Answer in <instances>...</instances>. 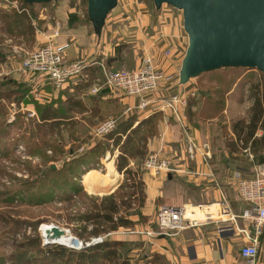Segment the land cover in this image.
I'll list each match as a JSON object with an SVG mask.
<instances>
[{
  "label": "rangeland",
  "instance_id": "rangeland-1",
  "mask_svg": "<svg viewBox=\"0 0 264 264\" xmlns=\"http://www.w3.org/2000/svg\"><path fill=\"white\" fill-rule=\"evenodd\" d=\"M22 4H24L22 0H0V9L19 11ZM120 5L125 6V9L133 10L131 14H134L135 9L137 12L140 11V18L136 20L134 16L130 15L129 18L128 15L124 16L121 22L112 21L109 25L106 24L103 32L104 40L101 44L98 45V41L102 39L96 35L94 43H91L94 44L93 50H95L92 57L112 71L139 68L145 54L154 55L158 46H152L154 40L151 38L157 33L153 24L160 13L168 18L165 19L166 23L167 21L171 23L172 20L174 23L178 19L180 26H183V13L169 5H164L160 11L156 10L152 0H121ZM58 7L59 9L67 7L68 12L70 10L73 12L66 26L60 24L61 20L55 12ZM31 15L35 33L25 36L19 35L16 31L12 34L8 33L7 26L0 17V72L4 73L3 77H0V264H66L68 259L72 261L71 264H75L81 251L70 249L68 247L71 246L70 244L64 245L67 250L58 260L50 256L48 252H52L58 245L44 246L42 238L45 233L42 229L44 226H59L70 231L71 239L76 237L81 242H89L92 238L89 233L96 226L85 222L83 217L93 207L92 201H96L98 205L104 197L117 193H126L124 198L126 207L130 205L131 209L125 211L123 207L122 216L128 215L135 223L132 227L118 231H157V213L150 217L140 214V190L133 187L132 178L130 181L126 180L128 177L117 170L120 145L115 146L114 139L110 141L108 137L119 136L121 134L119 132L124 128L122 125L97 142L102 143L104 156L101 161L95 158L89 165L76 168L73 174L65 173L68 169V167L64 168L65 163L81 158L94 146L93 133L96 127L106 118L121 117L120 113L125 106L120 102L121 97H118L121 95L120 92L105 88L100 94L94 95L90 83L79 80L60 91L57 94L58 98L52 103L46 102L47 94L53 93L54 89L47 87L46 91L40 89L36 91V81L20 71L22 60L28 53L43 46L53 29L59 28L61 36L62 34L64 36L70 28L83 25L87 20V0H61L36 4L32 7ZM70 39L72 40L68 41L70 52L85 46L73 38ZM96 75L101 76L99 68L93 71L92 77ZM28 87L32 89L30 94ZM186 93L188 108L185 126H180L179 138L169 143L171 149L169 148L166 154L169 155L171 150L177 151L176 161L184 169V160L188 156L190 158L188 147L190 138L201 147L200 151L195 153V157H199L204 162L202 150L210 153L209 164L206 166L213 172L220 185L223 183L222 185L229 189H236L233 181L234 172L240 171L245 178H252L254 166L258 164L257 157L264 151L260 149L255 154L251 145L246 149L244 136L241 139L238 136L241 127L237 125L241 121H250L257 97L264 96V75L256 69H223L192 80L190 86L186 88ZM34 96L36 99L32 98ZM51 105L53 108L50 113H55L64 120L48 123L42 121V111H47L44 109ZM53 109L60 112H54ZM151 113L147 112L134 118L137 122L133 129L140 121L150 117L153 114ZM158 117L160 118L158 132L148 141V154L151 152L150 143L162 138L160 125L163 122L166 121L173 127L175 124L179 125L174 119L166 118L164 113H158ZM142 131L145 129L142 128ZM262 135L263 132L258 131L256 138H261ZM125 138L123 136L122 141ZM145 159H137L131 165L142 179L146 173ZM195 159L190 164L192 173L186 171L185 174H179V181L185 182V179L190 181L188 176H193V172L197 170ZM49 167L65 171L67 178L82 187V192L76 194L65 188L64 191L58 190L54 199L36 205L41 200L36 180L41 178L40 172H46ZM91 174L94 179L88 181L87 178ZM113 179H116L115 186L112 185ZM126 182L130 184V188L127 187L119 192L120 187ZM187 185L192 184L188 182ZM103 189L105 191L102 195L99 194L98 192ZM16 191L17 193L20 191L21 194H14ZM13 194L16 195L14 201L11 200L14 198ZM184 197L189 196L185 194ZM190 204L184 203V205ZM4 218L13 219L12 225L22 222L21 226L13 229V226L4 223ZM4 231L13 232L7 235ZM38 237L42 242L40 247L27 246Z\"/></svg>",
  "mask_w": 264,
  "mask_h": 264
},
{
  "label": "crops",
  "instance_id": "crops-1",
  "mask_svg": "<svg viewBox=\"0 0 264 264\" xmlns=\"http://www.w3.org/2000/svg\"><path fill=\"white\" fill-rule=\"evenodd\" d=\"M120 4L121 0L119 6L108 16L107 25L112 21L116 23L121 22L124 20L123 17L128 15L129 18L130 15L134 16L136 20L140 18V11L137 12L135 9L134 14H131L133 10L125 9V6H121ZM55 12L58 15V19L61 20L60 24L63 23L64 26L68 24L70 14L73 13L72 10L68 12L67 7L63 9H59L58 7ZM164 16V14L161 15L160 13L153 24L154 30L157 33L151 38V40H154L152 46H158V49L155 50L152 56L156 67L161 72L179 77V68L188 47V37L183 26H180L178 19L174 23L173 20L171 23H168V21L166 23L168 18ZM94 37L93 27L86 20L83 25L70 28L66 35L63 36L62 34L58 42L68 44V41H72L70 38H73V40H77V42L83 43V45L85 44L84 47L75 50V52L68 50L67 57L69 60L89 58L98 62L92 57V54L95 52L93 50L94 44H91L94 43ZM101 39V41L99 40L100 43L98 41V45L104 40V35ZM86 46L88 47L87 49L85 48ZM26 80L28 81V79ZM189 86L190 83L185 86H180L177 83L173 85L172 89H160L154 96L161 98L173 93L188 95L186 88ZM121 95H118V97H121L120 102L125 106H136L138 104V99ZM161 113H164L168 119H174L179 125L175 124L173 127L168 122H163L160 125L162 138L151 142L149 149L151 153H159L163 158L175 157L178 154L177 151L171 150L169 155L166 153L171 149L169 143L178 140L180 126H185L186 118L183 117V122H178L171 112ZM192 133L190 132V134ZM183 148L182 146V154ZM209 160L205 164L199 157H196L197 170L193 172L195 176H188L190 181L185 179V182H190L192 185L179 181L180 177L178 175L154 176L146 171L143 176L146 200L142 212L146 217H150L164 206H195L193 204L202 205L204 203H214L215 201L214 204H219L220 201L225 199L230 207L231 215L236 216L235 220L229 219L223 223L212 221L195 228L187 229L172 237L160 236L158 238H149L133 234L134 231L114 232L111 237L126 245L123 246L128 253L129 264H248L241 259L239 254L240 248L249 241L252 235L250 226L241 218L246 204L240 199L236 189H229L222 185L223 183L220 185L213 172L206 166L209 164ZM192 161H190L188 156L184 160L185 167L190 168ZM185 194L189 197L185 198ZM185 202L191 204L184 205ZM227 218L225 217V219ZM219 229L223 230L222 233H220ZM121 248L123 247L119 249L121 250ZM255 264H264V236L261 237L259 254Z\"/></svg>",
  "mask_w": 264,
  "mask_h": 264
},
{
  "label": "built area",
  "instance_id": "built-area-1",
  "mask_svg": "<svg viewBox=\"0 0 264 264\" xmlns=\"http://www.w3.org/2000/svg\"><path fill=\"white\" fill-rule=\"evenodd\" d=\"M18 8V7H17ZM61 37L60 29L52 30L47 36L46 43L36 51L28 53L22 60L20 71L25 76L36 81V91H43L47 85H51L54 94L48 95L46 99L57 98V94L69 86V84L80 79H93L91 91L94 95L100 94L103 89H114L124 97L138 99L136 106L127 105L121 117H109L99 124L93 133V139L97 143L115 132L120 123L133 114H145L147 112H171L178 120L183 122L185 109L188 107V95L173 93L166 97H155L160 89H172L173 85L179 82V77L161 72L154 62L151 54H145L142 65L133 70L112 71L99 62L89 58H78L69 60L67 51L69 44L59 43ZM99 68L101 76L92 77L95 69ZM4 73L0 72V77ZM38 80V81H37ZM56 94V95H55ZM188 147L190 148V161L194 160L200 151L195 142L189 138ZM196 151V152H194ZM196 153V154H195ZM203 163L207 164L210 153L202 150ZM145 171L154 176L160 175H179L192 173L189 167L183 169L176 161V157L163 158L159 153H150L144 162ZM233 181L240 199L246 204L241 218L250 226L252 235L241 248L240 257L248 264H255L259 254L261 237L264 236V162L254 166V176L245 178L242 172L236 171L233 174ZM220 211L226 215L227 219H207L204 222H197L186 218L187 208L185 206H164L156 214L157 231H134L133 234L158 238L160 236L172 237L190 228L207 224L212 221L227 222L229 219L235 220L231 215L230 207L225 199L219 202ZM197 222V223H195ZM41 229V227H40ZM39 229V231H40ZM222 233V229H219ZM114 233L104 236L92 237L89 242H81L79 246L71 247L74 250H83L104 242V240ZM77 244V245H78Z\"/></svg>",
  "mask_w": 264,
  "mask_h": 264
},
{
  "label": "trees",
  "instance_id": "trees-1",
  "mask_svg": "<svg viewBox=\"0 0 264 264\" xmlns=\"http://www.w3.org/2000/svg\"><path fill=\"white\" fill-rule=\"evenodd\" d=\"M32 7L33 5L22 4V7L19 11L18 10L6 11L4 9L3 10L0 9V17L5 22L8 33L12 34L16 31L18 32L19 35H23V36L31 33L32 34L35 33L31 22L33 18V16L31 15ZM86 19L87 21L90 22L88 13L86 15ZM4 57L5 56H3V58ZM79 81L80 82L86 81V83H90V85H92L93 83L92 78L88 80L81 79ZM47 87H52V86L47 85L44 91L47 90ZM28 88H29L28 93L30 94L32 92V89L30 87ZM52 94L53 93H48V95H52ZM32 98L36 99L35 96ZM53 100L56 99L51 98L46 102L52 103ZM216 105H218V103H216ZM126 107L127 106H125V108ZM52 108L53 105L46 107V109H44L47 110L48 112L42 111L41 113L42 121L48 123L51 121L57 122V120H61V121L64 120L55 113L51 114L50 111L52 110ZM53 110L54 112L56 111L60 112L59 110H55V109ZM123 111L122 113H120V115L123 114ZM158 113L161 112L154 113L147 119L140 121L139 125L134 129L133 127L137 122L134 118L139 117L142 114H133L129 118H127L126 120L120 123L119 127L122 125L124 128L122 129L121 132H119L121 133L119 134V136H116L115 138L114 136L108 137V140L110 141L114 139L115 146L120 145V154L117 158L116 167L120 173H124L125 176L128 177L126 180L130 181L132 178V181H134L133 187H137L140 190L139 191L140 192L139 194L141 196L139 199L140 202L139 207L141 208L140 214L143 215L144 217L146 216L143 214L142 208L144 207L146 200L145 183L143 179L138 176L137 173L138 171H136L135 168L132 167L131 165L132 163L134 164V162L137 159H143V158L145 159L146 155L148 157L149 154L151 153L150 152L148 154L149 152L148 141L157 135L158 132L157 126L160 121V118L158 117ZM183 116L186 118V112L184 113ZM61 125H63V123ZM237 125L241 127L240 131L238 132V136L240 139L242 138V136H244L243 142L246 149H248V147L251 145V148L253 149L255 154H257L258 150L260 149L264 150V96L257 97L255 104L252 108V115L250 121L249 122L241 121ZM142 128H144L145 131H142ZM258 131L263 132L261 138H256ZM123 136L126 137L124 141H122ZM262 152L263 153L262 154L260 153V155L257 157V163L264 162V151ZM103 156L104 154H103L102 143H95L94 146L90 148L89 151H87V153H85L81 158L73 159L71 163H65L64 168L68 167V169L66 170V172L65 171L64 172L66 174L67 172L73 174L76 168L78 167L83 168L84 166L89 165L92 161H94L95 158H99L101 161ZM64 172L62 170L59 171L53 167H49L46 172L43 171L40 172L41 178L39 180L37 179L36 183H38L39 185L38 191L39 193H41L40 196L41 200L36 205H41L43 203H47L48 201H50V199H54L56 192L58 190L64 191L65 188H69L72 192L76 194H80L82 192V187L79 184L72 182L71 179L67 178L66 177L67 175H65ZM127 187L130 188V184H128V182L124 183V185L120 187L119 192H122ZM16 193L17 191L14 194ZM108 193H110V191ZM19 194H21L20 191L16 195ZM125 194L117 193L109 197H104L99 201L100 204L98 205H96V201H92L93 207H91L90 212H88L83 217V220L85 222L94 224L96 226L95 229L91 231V233H89L90 237L104 236L109 233L117 232L119 229L134 226L135 224L134 221L131 218H129L128 215L122 216L123 207L125 211L126 209L128 211L131 209L130 205L126 207L127 204L125 203L124 200V198L126 197ZM16 195H14V198L11 199L12 201L15 200ZM3 221H5L4 223L6 225L13 226V229L15 227L16 228L20 227L22 223V222H17L16 225H12L13 219L6 220L5 218ZM4 232L5 234L8 235V233L10 234L13 231H4ZM41 245H42L41 238L38 237L36 241L32 242L31 244L29 243L27 246L40 247ZM123 245L126 246L125 243L118 242L114 240L113 237L110 236L106 238L104 242L101 244L80 250L81 252L78 253V257L75 264H97V263L98 264L99 263L129 264L128 253L125 251L126 248ZM120 247L123 248H121L120 250L119 249ZM66 250L67 248L65 246L59 245V246H55V249L52 250V252L49 251L48 253L50 254V256L52 255L53 259L58 260L59 257H62L65 254ZM45 260L47 261L48 258ZM71 263L72 261H69V259L66 261V264H71Z\"/></svg>",
  "mask_w": 264,
  "mask_h": 264
},
{
  "label": "water",
  "instance_id": "water-1",
  "mask_svg": "<svg viewBox=\"0 0 264 264\" xmlns=\"http://www.w3.org/2000/svg\"><path fill=\"white\" fill-rule=\"evenodd\" d=\"M48 4L61 0H22ZM157 11L169 5L183 13L188 47L179 68V85L223 69H256L264 75V0H152ZM120 0H87L94 34L101 39L107 19ZM55 168V167H53ZM70 234L53 226L43 235L44 246ZM42 236V235H41ZM74 237V244H78Z\"/></svg>",
  "mask_w": 264,
  "mask_h": 264
},
{
  "label": "bare ground",
  "instance_id": "bare-ground-1",
  "mask_svg": "<svg viewBox=\"0 0 264 264\" xmlns=\"http://www.w3.org/2000/svg\"><path fill=\"white\" fill-rule=\"evenodd\" d=\"M93 174L89 175L88 176V181H91V178H92ZM100 176V175H99ZM99 176H97V178H99ZM105 177V176H104ZM94 179V177L92 178ZM107 180V179H106ZM104 180V182L106 181ZM116 180V179H115ZM113 179V183L112 185H116V181ZM108 181V180H107ZM93 183H94V180H93ZM92 183V185H93ZM108 184V183H107ZM106 186V185H105ZM92 191V190H91ZM105 191V189L99 191L98 193L102 195V192ZM111 191V190H110ZM187 208V211H186V218L187 219H191L193 221H197V222H204L205 220L207 219H220V218H224L227 217L226 215H223L220 211V205L219 204H209V205H205V204H202V205H195V206H185ZM219 217V218H218ZM195 222V223H197ZM54 225H46L43 229H44V232L46 233V230L52 228ZM71 234V233H70ZM65 235L63 236L62 238H60L58 243L61 244V245H71V246H68L69 248L71 247H77L79 246L74 244V239H71L69 237V235ZM74 238V237H73ZM63 243V244H62Z\"/></svg>",
  "mask_w": 264,
  "mask_h": 264
}]
</instances>
